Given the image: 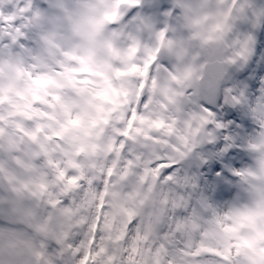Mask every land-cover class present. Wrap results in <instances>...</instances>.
I'll list each match as a JSON object with an SVG mask.
<instances>
[{
	"label": "clouds",
	"instance_id": "obj_1",
	"mask_svg": "<svg viewBox=\"0 0 264 264\" xmlns=\"http://www.w3.org/2000/svg\"><path fill=\"white\" fill-rule=\"evenodd\" d=\"M0 264H264V0H0Z\"/></svg>",
	"mask_w": 264,
	"mask_h": 264
}]
</instances>
